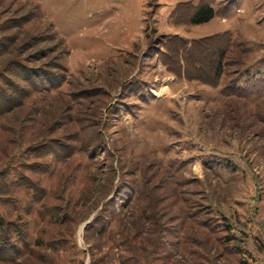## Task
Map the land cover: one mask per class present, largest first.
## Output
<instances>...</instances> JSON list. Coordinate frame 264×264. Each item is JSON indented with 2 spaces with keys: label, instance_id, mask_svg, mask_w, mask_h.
Returning <instances> with one entry per match:
<instances>
[{
  "label": "rangeland",
  "instance_id": "1",
  "mask_svg": "<svg viewBox=\"0 0 264 264\" xmlns=\"http://www.w3.org/2000/svg\"><path fill=\"white\" fill-rule=\"evenodd\" d=\"M210 1L0 0V264H264V0Z\"/></svg>",
  "mask_w": 264,
  "mask_h": 264
},
{
  "label": "crops",
  "instance_id": "2",
  "mask_svg": "<svg viewBox=\"0 0 264 264\" xmlns=\"http://www.w3.org/2000/svg\"><path fill=\"white\" fill-rule=\"evenodd\" d=\"M159 1L164 2L162 4L164 6L163 12H161L159 16L162 17L163 24L165 23L168 24L167 28L169 27L170 29L169 31H172V34H169V35H179V36L186 37L189 34L190 27L199 26V25H194V26L190 25L187 28L186 25L184 24L185 26L182 28L183 25L176 26L174 25V23L172 24V20H173V17L178 13L176 10L179 5L190 4L191 6L196 7L201 3L202 0H198L197 2H195V0H182L179 2L174 1V0H171V1L159 0ZM189 14L191 13L189 12ZM225 20H227V18L222 17V16L219 17L218 15H216L210 22L205 23L206 28H201L203 30L200 31V34L197 33L198 35L196 38H189V37H186V38L189 40L197 41V40H202L210 36L218 35L219 33L226 31L227 30L226 28H229L226 25Z\"/></svg>",
  "mask_w": 264,
  "mask_h": 264
},
{
  "label": "trees",
  "instance_id": "3",
  "mask_svg": "<svg viewBox=\"0 0 264 264\" xmlns=\"http://www.w3.org/2000/svg\"><path fill=\"white\" fill-rule=\"evenodd\" d=\"M236 7L235 3H229V5H226L223 9L222 12H224V15L226 14H231V12L234 11ZM182 8V11H185V19L184 21H188L189 25H202L205 23L210 22L216 15L217 11L212 7L211 1L210 0H202V2L196 6L193 7L190 4H183L179 6V9ZM189 12L191 14H189ZM177 13L176 15H178ZM181 25V24H180ZM205 42V40H200V41H194V44H200ZM215 52V51H214ZM217 57H215V62ZM221 66L220 64L218 65L217 63L212 62V65ZM1 94V93H0ZM2 96V94H1ZM3 97V96H2ZM1 105V103H0ZM1 226H4L3 223L0 221V230Z\"/></svg>",
  "mask_w": 264,
  "mask_h": 264
},
{
  "label": "water",
  "instance_id": "4",
  "mask_svg": "<svg viewBox=\"0 0 264 264\" xmlns=\"http://www.w3.org/2000/svg\"><path fill=\"white\" fill-rule=\"evenodd\" d=\"M88 223H90V222H88ZM88 223H87V224H88ZM87 224H86V225H87ZM86 225H85V226H86Z\"/></svg>",
  "mask_w": 264,
  "mask_h": 264
}]
</instances>
